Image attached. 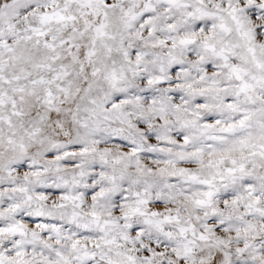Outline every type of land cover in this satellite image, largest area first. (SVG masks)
Instances as JSON below:
<instances>
[{
	"label": "snow or ice",
	"instance_id": "1",
	"mask_svg": "<svg viewBox=\"0 0 264 264\" xmlns=\"http://www.w3.org/2000/svg\"><path fill=\"white\" fill-rule=\"evenodd\" d=\"M0 264H264V0H0Z\"/></svg>",
	"mask_w": 264,
	"mask_h": 264
}]
</instances>
